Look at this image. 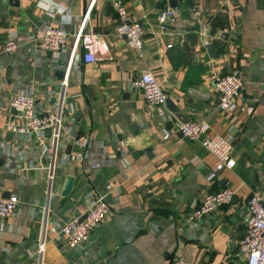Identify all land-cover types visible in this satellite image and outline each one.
<instances>
[{
  "label": "crops",
  "instance_id": "crops-1",
  "mask_svg": "<svg viewBox=\"0 0 264 264\" xmlns=\"http://www.w3.org/2000/svg\"><path fill=\"white\" fill-rule=\"evenodd\" d=\"M109 3L0 0V198L19 202L0 222V264H244L238 245L247 231L246 202L254 191L264 193V0H126L128 19L143 30L140 52L115 37ZM170 4L178 14L163 32L158 14ZM86 15L84 31L107 47L94 63L82 60L76 42ZM46 24L67 33L57 56L34 41ZM9 39L18 49L1 55ZM143 72L159 82L163 106L149 107L133 87ZM227 74L244 83L231 113L218 108L214 89L215 78ZM20 93L34 97L37 112L61 106L55 149L44 134L47 154L6 128L17 121L9 104ZM201 122L208 137H233L236 164L213 180L215 157L174 134L179 124ZM68 177L72 190L63 197ZM221 189L234 192L229 204L187 220L205 195ZM97 197L109 217L87 244L69 249L62 226Z\"/></svg>",
  "mask_w": 264,
  "mask_h": 264
},
{
  "label": "built area",
  "instance_id": "built-area-1",
  "mask_svg": "<svg viewBox=\"0 0 264 264\" xmlns=\"http://www.w3.org/2000/svg\"><path fill=\"white\" fill-rule=\"evenodd\" d=\"M126 0H110V7L117 20L114 35L117 39L124 40L130 48L140 52L143 48V30L136 21L128 19L125 5ZM92 2L89 4V6ZM51 8L47 5L46 9ZM178 9L168 8L158 14V22L161 31H166L168 26L176 20ZM88 15L84 17L76 35V42L79 43L83 51L82 60L85 63H94L98 57L106 56L107 47L100 36L91 31H84V24ZM66 22L61 20V25ZM59 26L43 25L34 33V41L40 50L59 55L68 46V37L65 30ZM204 45H207L205 42ZM172 45H168L170 48ZM18 49L14 39H9L1 46V55H12ZM66 68L64 79L69 71ZM243 80L235 74H227L216 77L214 89L218 96V108L222 112L231 113L236 110V99L243 87ZM67 87V83H62ZM133 87L140 91L145 103L152 108H158L165 104L166 97L157 79L149 72H143L133 83ZM10 108L15 111L16 122L9 124L6 128L9 132L17 135H24L33 138L41 145L42 153H48V146L44 139L47 131L51 132L54 138L52 147L55 149L57 138L61 127V106L57 110L48 112H37L35 99L27 93H20L13 96L10 101ZM210 127L207 123H186L179 124L174 131L180 140L189 142H199L201 146L218 162L216 168L209 176L213 180L219 169H232L236 162L232 157L233 137L232 135L214 134L207 136ZM171 132H164L163 139L167 140ZM234 192L230 189H221L216 193L205 195L200 204L188 215L187 220L196 222L203 217L210 215L218 208L231 202ZM18 199L14 196L0 198V222L16 214L18 209ZM247 208V231L246 235L240 240L238 251L244 264H264V193L254 191L246 202ZM109 206L104 197H97L87 204V207L76 217L64 224L61 228L67 247L77 249L88 243L91 234L103 226L109 217ZM44 239L39 241L36 254L42 255L44 251ZM23 264H37L36 261H28ZM171 264H184L179 258H173Z\"/></svg>",
  "mask_w": 264,
  "mask_h": 264
},
{
  "label": "water",
  "instance_id": "water-1",
  "mask_svg": "<svg viewBox=\"0 0 264 264\" xmlns=\"http://www.w3.org/2000/svg\"><path fill=\"white\" fill-rule=\"evenodd\" d=\"M170 7H171V8H174L175 5L170 4ZM109 8H110V3H109ZM206 49H207L208 52H212L213 47L210 46V47H207ZM212 53H213V52H212ZM60 76H61V78H62L63 73H60ZM45 134L48 135V136H50V135H51V132H50V131H47ZM72 184H73V179L70 178V177H68V178L65 180V183H64V187H63V191H62V196H63V197H68V196L70 195L71 190H72Z\"/></svg>",
  "mask_w": 264,
  "mask_h": 264
}]
</instances>
